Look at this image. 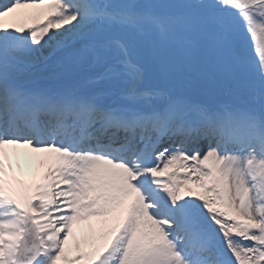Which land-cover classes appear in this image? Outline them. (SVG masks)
Listing matches in <instances>:
<instances>
[{
	"label": "snow or ice",
	"instance_id": "snow-or-ice-1",
	"mask_svg": "<svg viewBox=\"0 0 264 264\" xmlns=\"http://www.w3.org/2000/svg\"><path fill=\"white\" fill-rule=\"evenodd\" d=\"M0 264H264V0L0 3Z\"/></svg>",
	"mask_w": 264,
	"mask_h": 264
},
{
	"label": "bare ground",
	"instance_id": "bare-ground-1",
	"mask_svg": "<svg viewBox=\"0 0 264 264\" xmlns=\"http://www.w3.org/2000/svg\"><path fill=\"white\" fill-rule=\"evenodd\" d=\"M23 11H27V10H23ZM24 151H26L28 153H31L30 149L24 148L22 150V152H24ZM39 155L40 154L31 153L29 159L25 158V154H24V156H20L19 155L20 164L24 163V166L26 168V174L24 173L23 176L19 175L18 177H22L24 180L29 181V180L33 179L34 177L38 176L39 172H42V169H39V167H38V159H37V157ZM19 161H17L16 157L14 156L13 160H12V163H13V165H17V163ZM17 172L21 173L20 170L17 171ZM93 223H94V221H90V224H93ZM77 227H80V229H81V231H80V241H81L82 246H83V241H84V239H85V237L87 236V233H88V222H87L86 226L83 223H80L79 225H75L74 226V230ZM70 246H72V245H70Z\"/></svg>",
	"mask_w": 264,
	"mask_h": 264
}]
</instances>
